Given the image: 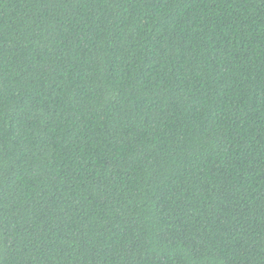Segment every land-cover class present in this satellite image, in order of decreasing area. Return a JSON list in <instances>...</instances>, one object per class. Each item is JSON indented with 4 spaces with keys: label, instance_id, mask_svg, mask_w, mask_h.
<instances>
[{
    "label": "trees",
    "instance_id": "16d2710c",
    "mask_svg": "<svg viewBox=\"0 0 264 264\" xmlns=\"http://www.w3.org/2000/svg\"><path fill=\"white\" fill-rule=\"evenodd\" d=\"M0 264H264V0H0Z\"/></svg>",
    "mask_w": 264,
    "mask_h": 264
}]
</instances>
